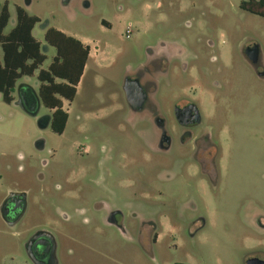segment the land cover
I'll return each instance as SVG.
<instances>
[{"label": "rangeland", "instance_id": "1", "mask_svg": "<svg viewBox=\"0 0 264 264\" xmlns=\"http://www.w3.org/2000/svg\"><path fill=\"white\" fill-rule=\"evenodd\" d=\"M8 1L6 32L21 6L41 19L33 34L43 45L53 27L81 40L91 55L74 101H64L63 134L39 127L52 115L43 105L31 117L0 96V264H32L25 245L39 229L56 237L58 264H247L256 254L264 260V77L243 53L258 47L263 74L264 17L241 10L245 0ZM163 43L189 54L191 64L187 72L171 67L161 79V113L174 124L178 97L199 92L204 126L222 146L217 158L213 150L205 156L216 172L203 168L192 143L181 145L180 133L172 134L169 153L157 151L147 119L126 99V77ZM43 52L47 69L56 51ZM200 85L208 93L194 91ZM13 192L26 193L28 206L12 229L2 221L1 202ZM116 210L123 229L107 222Z\"/></svg>", "mask_w": 264, "mask_h": 264}, {"label": "flooded vegetation", "instance_id": "2", "mask_svg": "<svg viewBox=\"0 0 264 264\" xmlns=\"http://www.w3.org/2000/svg\"><path fill=\"white\" fill-rule=\"evenodd\" d=\"M30 4L31 2H27V7H29ZM83 4L84 7L88 9L91 7L87 1L83 2ZM25 9L27 10V8ZM241 10L248 12L242 7V4ZM102 24L105 27L110 26L105 20L102 21ZM243 53L249 65L253 67L260 77H264V73L262 74L259 71V68L262 66L258 47L255 45L245 47ZM185 54L186 52L182 51V49H177L174 45L167 43H163L157 49H151L148 60L141 65L132 76L128 75L125 79V85L135 99L131 102L130 107L133 113L147 119L146 122L150 126V129H147V133L154 135L157 151L169 153L174 144L172 134L180 133L181 145L188 146L189 143H192L194 150L198 155H201L200 163L203 168L211 166L212 171L216 172L214 160L210 162V159H206L205 156L213 150L217 158L218 155L222 154V146L218 143H213L208 127L204 126V117L199 109L201 102L199 92H196V94H198V97L196 98H193V95L189 94L180 95L178 97L179 99L176 100L174 104L175 122L171 125L162 115L156 100L157 93L160 90L159 83L162 78L171 74V67L183 72L189 71L191 62L189 63L186 60L189 54H186V59L184 58ZM193 58L191 60H193ZM217 60L218 59L214 57L213 62L216 64L219 63V60ZM202 71L208 72L210 76V71L207 68H204ZM212 74L213 73H211V75ZM26 80H28V78L23 82L25 83ZM26 84L29 86H35L38 90V82H36L35 85L29 82H26ZM209 85H212L214 89L220 88L219 84H215V80H212ZM201 86L202 85L194 88V91ZM203 89L204 86H202V90ZM204 93H208V91H204ZM52 121V115L41 118L42 126L49 125L51 127ZM22 194H25V197H23ZM27 199L28 196L26 193L17 192H13L3 198L1 202V215L2 221L6 226L13 229V227L22 221L27 211ZM6 202H9V205L7 206L8 211H5ZM109 214L107 222L123 229L121 226V219L118 217L119 211H117V213L111 211ZM144 224L152 227L155 226L152 222H145ZM151 239L156 243L158 240V234H152ZM57 248L58 244L56 237L53 233L43 229H39L32 234L26 241L25 245L27 255L32 264H58L56 256ZM247 264H264V260L256 254L252 256Z\"/></svg>", "mask_w": 264, "mask_h": 264}, {"label": "trees", "instance_id": "3", "mask_svg": "<svg viewBox=\"0 0 264 264\" xmlns=\"http://www.w3.org/2000/svg\"><path fill=\"white\" fill-rule=\"evenodd\" d=\"M242 7L252 14L264 16V0H245ZM15 11L14 26L6 32L12 18L10 2H0V96L4 103L13 104L19 82L36 77L42 104L53 117L51 129L56 134H63L69 120L64 101H74L91 48L53 27L44 31L46 45H43L33 34L41 19L20 6H16ZM44 47L56 51L47 69L43 68L49 59L43 52Z\"/></svg>", "mask_w": 264, "mask_h": 264}, {"label": "water", "instance_id": "4", "mask_svg": "<svg viewBox=\"0 0 264 264\" xmlns=\"http://www.w3.org/2000/svg\"><path fill=\"white\" fill-rule=\"evenodd\" d=\"M16 93H17V99L14 101V104L20 107L25 113H27L31 117H37L43 104L36 87L29 86L24 82H20L17 85ZM125 94L128 103L131 104V102L135 99L134 96H132L130 91L127 89V87L125 88ZM38 125L40 128L46 127V126H42L41 119H39ZM23 197H25V194L23 195ZM8 205L9 202H6L5 211H8L7 209Z\"/></svg>", "mask_w": 264, "mask_h": 264}, {"label": "built area", "instance_id": "5", "mask_svg": "<svg viewBox=\"0 0 264 264\" xmlns=\"http://www.w3.org/2000/svg\"><path fill=\"white\" fill-rule=\"evenodd\" d=\"M132 34H133V31H132V27H131V25H130V26H128L127 29H126V33H125L126 38H127V39L131 38Z\"/></svg>", "mask_w": 264, "mask_h": 264}, {"label": "crops", "instance_id": "6", "mask_svg": "<svg viewBox=\"0 0 264 264\" xmlns=\"http://www.w3.org/2000/svg\"><path fill=\"white\" fill-rule=\"evenodd\" d=\"M63 32V31H62ZM44 35V34H43ZM73 37V36H72ZM81 41V40H80ZM82 42V41H81ZM83 43V42H82ZM84 44V43H83ZM84 45H86V44H84ZM91 55V54H90ZM90 59V58H89ZM25 79H27V78H25ZM25 79H23L21 82H23V81H25ZM27 82V81H26ZM25 82V83H26ZM20 83V82H19ZM37 89V88H36Z\"/></svg>", "mask_w": 264, "mask_h": 264}]
</instances>
